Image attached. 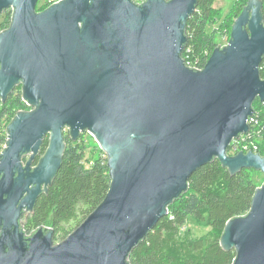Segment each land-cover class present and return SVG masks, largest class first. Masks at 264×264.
Segmentation results:
<instances>
[{
	"label": "water",
	"instance_id": "95a60500",
	"mask_svg": "<svg viewBox=\"0 0 264 264\" xmlns=\"http://www.w3.org/2000/svg\"><path fill=\"white\" fill-rule=\"evenodd\" d=\"M38 1L0 0V15L12 11L0 33V98L22 86L31 108L8 125L0 154V264H129L201 167L217 158L233 176L264 174L259 153L228 155L249 131L255 100L264 102L260 0L248 1L201 71L182 58L197 0H59L37 12ZM65 131L96 140L110 190L61 243L42 228L25 239L20 218L55 179ZM221 246L236 249L234 264H264V184L248 214L227 223Z\"/></svg>",
	"mask_w": 264,
	"mask_h": 264
},
{
	"label": "trees",
	"instance_id": "16d2710c",
	"mask_svg": "<svg viewBox=\"0 0 264 264\" xmlns=\"http://www.w3.org/2000/svg\"><path fill=\"white\" fill-rule=\"evenodd\" d=\"M136 2V0H132ZM217 0H197L194 13L185 26L187 44L182 54L184 61L203 58L205 52L217 48L215 38L227 27L230 37L233 24L225 21L220 27L215 3ZM262 16L264 23V0ZM39 2V1H38ZM50 1L36 8L37 12L51 6ZM243 8H237L236 18ZM8 29L12 12H4ZM214 25L212 31L208 26ZM185 61V62H186ZM264 79V60L260 66ZM254 113L264 117V103L256 99L252 105ZM23 101L22 86H18L5 102L0 98V154L8 141V125L20 111H29ZM253 113V114H254ZM67 148L62 165L48 191L43 193L27 220V229L45 228L54 232V242L66 240L104 201L111 186V175L106 154L86 167V144L83 135L73 141L69 132L65 134ZM49 145L47 137L41 149V156ZM101 154L105 156L101 158ZM40 159V158H38ZM254 169H243L232 175L217 158L197 170L188 181V191L168 206V214L150 230L143 240L128 255L129 264H234L237 252L225 250L221 239L227 223L245 216L251 209L259 187L254 180ZM192 220L211 230L197 237L187 224Z\"/></svg>",
	"mask_w": 264,
	"mask_h": 264
},
{
	"label": "rangeland",
	"instance_id": "374dc122",
	"mask_svg": "<svg viewBox=\"0 0 264 264\" xmlns=\"http://www.w3.org/2000/svg\"><path fill=\"white\" fill-rule=\"evenodd\" d=\"M50 1L54 0H39L37 7L44 6ZM58 1V0H55ZM249 0H217L215 3V8L217 9V18H219L220 22L215 25V27H220L223 25V23L226 21L227 24H233L236 20V11L239 6H241V9L247 5ZM8 25L6 21L5 14L0 15V33L4 31V26ZM214 28L213 24H210L208 26L209 31H212ZM223 32H219L215 38V41L218 44H226L228 34H225L228 30L227 27L222 26ZM229 31V30H228ZM30 108V107H29ZM31 108L29 109V111ZM68 131H65V134H67ZM83 140L86 144V153H85V159H86V167H89L92 165V163L100 156V147L96 140L89 134L84 133ZM41 157V155L39 156ZM101 158L104 159L105 156L101 154ZM28 158H26L27 160ZM254 180L257 183V185L260 187L262 183H264V174L260 171H254ZM187 229H190L197 237L205 235L208 233L211 229L205 225L197 224L196 222L190 220L187 224ZM63 241L62 238L57 240L56 244L61 243Z\"/></svg>",
	"mask_w": 264,
	"mask_h": 264
},
{
	"label": "built area",
	"instance_id": "2783aa9c",
	"mask_svg": "<svg viewBox=\"0 0 264 264\" xmlns=\"http://www.w3.org/2000/svg\"><path fill=\"white\" fill-rule=\"evenodd\" d=\"M144 1L145 0H136V3L142 4ZM228 41L229 40H227L226 44H218V46H226ZM210 57L211 54L209 52H205L203 58L196 60H185V63L186 66L201 71L204 69ZM248 125L249 131L247 134H242L239 136V138L233 139L231 147L228 150V155H236L239 152H253L255 154L259 153L262 157H264V117H261L259 113L256 112L249 118Z\"/></svg>",
	"mask_w": 264,
	"mask_h": 264
},
{
	"label": "flooded vegetation",
	"instance_id": "af4514ba",
	"mask_svg": "<svg viewBox=\"0 0 264 264\" xmlns=\"http://www.w3.org/2000/svg\"><path fill=\"white\" fill-rule=\"evenodd\" d=\"M42 157V156H41ZM41 157H37V159L34 161V164H33V167H35L38 162H39V159L38 158H41ZM26 158H28L26 160ZM30 158V155H25L23 156V163L25 164L26 161H28ZM34 210V209H33ZM33 211H23V214L20 218V230L23 232L24 236H25V239H30L38 230H35V229H27V220L29 218V216L32 214ZM42 229H45V228H42Z\"/></svg>",
	"mask_w": 264,
	"mask_h": 264
}]
</instances>
